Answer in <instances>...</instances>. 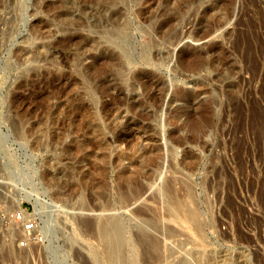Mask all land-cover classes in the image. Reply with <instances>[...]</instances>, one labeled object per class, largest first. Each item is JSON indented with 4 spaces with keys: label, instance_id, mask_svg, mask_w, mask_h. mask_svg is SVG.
<instances>
[{
    "label": "rangeland",
    "instance_id": "374dc122",
    "mask_svg": "<svg viewBox=\"0 0 264 264\" xmlns=\"http://www.w3.org/2000/svg\"><path fill=\"white\" fill-rule=\"evenodd\" d=\"M127 2L0 0V264H106L113 217L148 264H264V0ZM127 22L163 39L121 72Z\"/></svg>",
    "mask_w": 264,
    "mask_h": 264
},
{
    "label": "bare ground",
    "instance_id": "6f19581e",
    "mask_svg": "<svg viewBox=\"0 0 264 264\" xmlns=\"http://www.w3.org/2000/svg\"><path fill=\"white\" fill-rule=\"evenodd\" d=\"M32 1L35 2V0H32ZM131 1L132 0H128V2H131ZM137 17H138V14H136V18ZM144 19L145 18H143V22H144ZM132 29H133L132 22H127V24L123 27V30L119 31L120 29H118V31H119V32L117 31L118 33L117 32L115 33L114 31L111 30V32L109 33V37H105L104 38L105 39V43L107 44L108 47H111V48L115 47L118 50L117 51L118 52V55H120L121 61H122L121 62V66H120V71L121 72H127L128 71L127 70V67H129L133 63V60L135 59L134 57H136V55L141 60H147V59L149 60V58H150L149 56H150L151 50L157 44V42L155 41V39H163L162 38V35H161V24L160 23L156 27L155 26L148 25V27H145V28L140 29L141 33L146 38H148V40L147 41H144V43H139L134 48V46L132 45V36H133V34L131 32ZM204 54H205V52H202V51H199V50H192L190 52L189 56L191 58H195V57L201 58L202 56H204ZM14 134L16 136H19V133H18V130L17 129H14ZM2 147H4L3 146V139L0 136V150L1 151H2ZM10 164L13 165L12 162ZM4 167L7 169V166L4 165ZM12 167L15 169L16 168V165H13ZM22 175L23 174L21 172L20 173H16V174H14L12 176L9 175V179L12 180V181H15V182L16 181H19L20 182L22 180L21 179L22 178ZM27 186H29L30 189L27 190V191H25L23 194H21L17 198V203H19L20 201H26V202H28L33 207V215H37L38 214L37 217L39 218V213H41V211H44V213H45L46 212V209H45L46 207L43 206L44 203H42V201H41L42 204L40 203L39 195L35 191L36 189L34 188L35 185H32L31 182H30V183L27 184ZM173 202L177 203L178 201L176 200V198H174L173 199ZM42 208L45 209V210H43ZM40 209H42V210L40 211ZM49 210H50V208H49ZM44 213L43 214L41 213L42 215H45L44 222L40 220L41 222H43V224L41 226V233L43 235H45V236L52 235V234L57 233L56 228L53 227L52 225H49V223L53 219L51 217L52 214L51 215L48 214V211L46 212L47 214L46 213L44 214ZM155 222L156 221L154 220L153 217L147 218L144 221V223L149 228H152L153 230H155V229L158 230L159 227L156 226V223ZM50 224H52V223H50ZM127 228L128 227H126V226L124 227L123 221H121V219H119L117 217H115V218L113 217V218L108 219V220L106 219V223L103 225V227L98 229V232L99 233H102V235L104 236V239L106 241L105 242L106 243L105 244L106 245L105 248H107V250H108V255H109L110 262L112 261L114 255H117V256H121L122 255L123 258L120 259V262L121 261L122 262L125 261V257L123 256V254H124V252H123V249L124 248L123 247H124V244H125V240H124V237H123V232H124V230H126V232H127ZM167 231H169L168 233H170V230H167ZM136 232L137 233L133 234L132 240L129 237V240H127L126 242H127V244L128 243L129 244L132 243V245L136 248L137 255H138L137 248L139 249V252H140L139 253L140 262L143 263V264H145L148 261L147 259L148 258L150 259V255L152 253H155L156 256L159 255V253H158L159 252V241H158L157 238L151 237V235L149 234V232L146 231L145 228L142 227V226H139L138 227V230ZM143 247L145 249H143ZM55 256H57V255H55ZM150 260L148 262H150ZM148 262L146 264H148ZM151 262H152V260H151Z\"/></svg>",
    "mask_w": 264,
    "mask_h": 264
},
{
    "label": "water",
    "instance_id": "95a60500",
    "mask_svg": "<svg viewBox=\"0 0 264 264\" xmlns=\"http://www.w3.org/2000/svg\"><path fill=\"white\" fill-rule=\"evenodd\" d=\"M175 216V215H174ZM174 216H170L171 219L173 218H176ZM121 221H123V224H124V227L126 226L127 227V220L126 219H121ZM123 237H124V240H125V244H124V249H123V256L125 257V261H121L120 262V259L123 258L122 255L121 256H117V255H114L112 261L110 262V260H108L109 256L106 254L105 252V258H106V264H138V259H137V253H136V248L132 245V243H128L127 244V240H129V237H130V234L128 232V229H127V232L126 230H124L123 232ZM66 241L69 243L71 242V239L70 237H68L66 239ZM104 250V249H103Z\"/></svg>",
    "mask_w": 264,
    "mask_h": 264
}]
</instances>
